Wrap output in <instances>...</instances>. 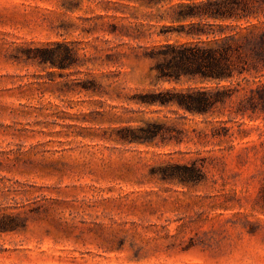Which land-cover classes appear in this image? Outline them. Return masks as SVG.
<instances>
[{
    "label": "rangeland",
    "instance_id": "obj_1",
    "mask_svg": "<svg viewBox=\"0 0 264 264\" xmlns=\"http://www.w3.org/2000/svg\"><path fill=\"white\" fill-rule=\"evenodd\" d=\"M187 2L0 0V264H264V77L158 80Z\"/></svg>",
    "mask_w": 264,
    "mask_h": 264
},
{
    "label": "trees",
    "instance_id": "obj_2",
    "mask_svg": "<svg viewBox=\"0 0 264 264\" xmlns=\"http://www.w3.org/2000/svg\"><path fill=\"white\" fill-rule=\"evenodd\" d=\"M180 3L172 20L180 23L178 34L193 43H166L153 56L158 80L180 76L206 81L248 82L264 77V0H188ZM188 22V26L183 25ZM68 61L72 55L68 56ZM43 62L50 58L43 57ZM231 87L165 92V103H174L190 113L207 114L232 99ZM246 103L264 109V83L250 89ZM132 139L146 141L145 130ZM5 230V228H1Z\"/></svg>",
    "mask_w": 264,
    "mask_h": 264
}]
</instances>
